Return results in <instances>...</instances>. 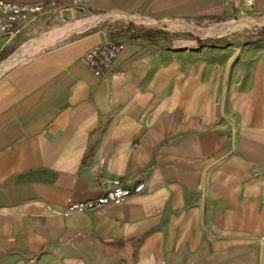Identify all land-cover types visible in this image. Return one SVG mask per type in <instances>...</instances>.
<instances>
[{"label": "crops", "instance_id": "obj_1", "mask_svg": "<svg viewBox=\"0 0 264 264\" xmlns=\"http://www.w3.org/2000/svg\"><path fill=\"white\" fill-rule=\"evenodd\" d=\"M12 1L56 6L0 35V264H264V58L234 63L223 107L203 52L143 31L241 3ZM81 16L144 26L83 34ZM112 40L122 48L98 77L81 56ZM114 177L145 189L62 214Z\"/></svg>", "mask_w": 264, "mask_h": 264}, {"label": "rangeland", "instance_id": "obj_2", "mask_svg": "<svg viewBox=\"0 0 264 264\" xmlns=\"http://www.w3.org/2000/svg\"><path fill=\"white\" fill-rule=\"evenodd\" d=\"M251 3V6L248 2L241 3V13L235 16L209 20L203 24L193 25L175 21L168 22L163 26H156L155 23L150 25L148 21H144L143 31H156L162 38H167L168 41L173 40L176 47L188 44L184 48H188L189 52H203L201 62L207 74V92L214 90L219 79L222 85L219 100L224 107L234 63L251 64L258 57L264 58V10L258 11L255 7V0ZM85 18L92 21H90L91 24L87 28L79 31L83 34L98 31L105 26L117 35L129 32L130 29L135 30V27H139V29L143 27L137 24L139 20L135 18H132L136 22L133 23L132 21L122 20L117 16L104 17V21L98 24L96 22L98 17L89 16L72 18L70 21L81 22ZM57 29L55 28L50 33L51 38L59 35ZM164 45L171 46L172 44ZM176 50L186 49L178 48ZM240 57H243V60H239Z\"/></svg>", "mask_w": 264, "mask_h": 264}, {"label": "built area", "instance_id": "obj_3", "mask_svg": "<svg viewBox=\"0 0 264 264\" xmlns=\"http://www.w3.org/2000/svg\"><path fill=\"white\" fill-rule=\"evenodd\" d=\"M67 5H77L83 0H63ZM233 3L248 2L251 6L253 0H229ZM54 2H15L12 0H0V35L12 31L18 23L28 20L35 15L47 12L55 8ZM241 13V11H240ZM139 27H135V30ZM122 42L112 40L95 45L87 49L81 59L88 65L94 75L101 77L111 67L112 63L120 53ZM145 182L137 180L134 182L125 181L114 177L107 182L100 193L89 200L83 202H67L62 214L68 216L75 212L98 208L109 203H119L133 194L144 191Z\"/></svg>", "mask_w": 264, "mask_h": 264}, {"label": "bare ground", "instance_id": "obj_4", "mask_svg": "<svg viewBox=\"0 0 264 264\" xmlns=\"http://www.w3.org/2000/svg\"><path fill=\"white\" fill-rule=\"evenodd\" d=\"M84 23L87 24V23H89V21H88V20H84V21L81 20V22H79V21L76 22V23L74 22V25H73V27H71V28H78V29H79V28H80V25H81V24H84ZM240 23H241V22H240ZM72 24H73V23H72ZM90 24H91V23H90ZM244 25H245V24H244ZM68 26H69V25H68ZM240 26H241V25H240ZM242 26H243V25H242ZM81 28H82V27H81ZM64 30H65V29H64ZM69 30H70V29H69ZM62 31H63V30H62ZM55 36H56V35H55ZM53 37H54V36H53Z\"/></svg>", "mask_w": 264, "mask_h": 264}]
</instances>
